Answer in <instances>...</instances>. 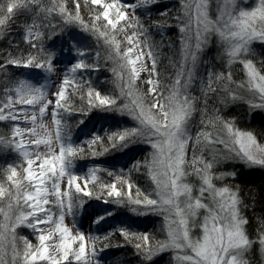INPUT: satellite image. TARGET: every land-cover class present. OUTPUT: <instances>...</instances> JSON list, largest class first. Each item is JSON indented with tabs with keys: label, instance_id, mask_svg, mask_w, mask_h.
I'll use <instances>...</instances> for the list:
<instances>
[{
	"label": "snow or ice",
	"instance_id": "snow-or-ice-1",
	"mask_svg": "<svg viewBox=\"0 0 264 264\" xmlns=\"http://www.w3.org/2000/svg\"><path fill=\"white\" fill-rule=\"evenodd\" d=\"M72 2L74 13L67 9L65 0H50L49 6H43L42 0H8L6 15H0V28L8 24L19 9L31 10L35 6L37 18L58 11L67 23L78 22L98 42L103 41L108 50L107 59L113 64L111 71L117 91L101 93L88 81H76L74 74L78 71L99 68L83 59L67 70L52 93L54 101L48 98L46 84L37 86L27 79L5 82L3 97H0V121L22 118L32 126L12 125V135L19 137V142L0 139V143L13 146L22 157L20 164L0 169V176L6 175L10 182L6 187L0 180V264H92L101 237L90 234L86 238L81 230L72 234L64 221L66 215L75 217L76 208L97 232L131 220L122 208L137 215H162L166 233L162 240L149 233L130 231L128 227L116 229L129 242L135 241L134 247L143 264H154L155 257L169 251L173 252L174 264H249L245 255L257 241L246 233L247 220L240 214L239 197L230 186L215 184L216 180L234 177L235 173L217 174L214 169L232 160L264 167V143L259 142L253 132L238 128L235 118L224 119L215 105L209 112L208 100L212 95L223 93L219 95V103L223 105L229 101H244L249 114L264 112V72L246 58L252 52L253 42L264 43V0H255L247 7L244 6L247 0L244 5L238 0H216L215 18L210 15L211 0H180V14L176 17L182 34L180 59L171 65L175 69L174 76L166 78L158 68V47L151 40L148 27L135 14L138 7L149 8L158 0H137L134 4L121 3V0H90V5L96 7L89 8L92 14L89 23L81 18L80 0ZM84 3L88 5L89 0ZM129 8L131 17L127 14ZM160 16L154 24L162 28L168 24L169 13L164 11ZM212 36L218 38L228 71H209L207 82L200 80L203 106L198 108L201 97L193 95L190 89L197 79L199 55ZM45 37L50 41L47 46ZM75 39L71 34L65 38L57 32L47 15L39 23L33 19L31 24L25 25L24 40L29 49L0 59V72L7 76L8 66H14L54 74L55 64L61 63L58 54ZM76 51L81 57L86 55L82 49ZM236 62L243 65L246 79H233L231 68ZM142 74H146V78ZM165 79L170 82L165 83ZM70 84L73 85L71 93L67 89ZM240 90L251 98L240 95ZM77 94L81 101L79 108L74 107L72 99ZM23 106H30L31 113ZM50 108L54 137L52 129L42 122ZM61 109L79 111L84 116L94 109L116 112L127 115L135 124L112 131L106 137L92 132L89 138L91 130L85 129V149L74 145L70 134L65 133L63 117L59 114ZM197 112L200 119L193 134V118ZM25 137L28 144L35 146L31 151L24 146ZM141 144L149 145L151 152L143 161L133 162L129 178H125L123 171L120 174L108 171V176H114L116 182H102L97 168H90L86 177L72 171L74 158L85 151L95 157L112 151L122 153ZM41 145L47 152L40 151ZM142 169H147L154 185L151 190L145 191L130 179L131 171ZM191 176L199 180L198 185L189 180ZM65 178L66 187L62 190L61 182ZM81 179L83 187L77 182ZM90 183L99 184L103 190L101 195L89 190ZM92 200L101 203H89ZM113 204L117 207L112 208ZM18 226L31 228L38 243L34 245L18 236ZM197 228L201 232L198 237L194 235ZM112 234L106 232L103 238ZM258 242L264 252V231L260 232Z\"/></svg>",
	"mask_w": 264,
	"mask_h": 264
},
{
	"label": "trees",
	"instance_id": "trees-1",
	"mask_svg": "<svg viewBox=\"0 0 264 264\" xmlns=\"http://www.w3.org/2000/svg\"><path fill=\"white\" fill-rule=\"evenodd\" d=\"M213 0H211L210 4ZM66 7L70 12L75 11V5L73 4L72 0H65ZM8 0H0V8L3 9V12H0V15H6V6H7ZM81 3V10L80 15L81 18L85 23H89L91 20V12L89 11L90 7H96L89 4L86 5L84 3V0H80ZM43 6H49L50 0H42ZM174 9H170L168 11L169 16L166 18L168 20V24L165 25L162 28H167V33L164 38H160L156 33H154V30H159L160 27H156L154 22L161 19L160 15H154V14H144L140 13L138 10H135V14L140 17L141 21L145 24L146 27H148L149 30V36L154 44L157 45L158 50L160 52V60L158 68L160 72L163 74V77H169L174 76L175 69L171 66L172 63H178L180 55V51H176V47L170 45V43L174 42V40H169L167 37H170L173 35V33L170 31L171 29L178 28L179 25H175V16H173ZM44 15L48 16V22L55 26L57 32H63L65 30L73 29V30H81L85 36L84 40V46L83 50L88 52V49L91 50L93 47H96V50L100 54L104 53V58L97 60L99 61L103 66L105 62L108 61V50L106 46L102 42H98L96 37L91 35L90 32L85 31L82 26L78 22L74 23H67L64 18H62L59 15V12H54L52 14H41L37 18V10L35 9V6L31 7V10L29 9H19L16 10L15 14L13 15L12 19L0 28V59L7 57L9 53L12 55H20L23 52H26L29 49L28 44H24L22 40L19 39L18 33H22L23 30H25V25L31 24L33 22V19L37 20V23L40 22L41 19H43ZM175 22V23H174ZM23 29V30H22ZM79 29V30H78ZM42 31H47L46 29H42ZM122 37V34H120ZM167 40H166V39ZM45 46L50 44V41L47 40L45 37ZM218 40V38L215 36L211 38L209 41V44L206 46L207 51L205 54V61L200 63L199 68L196 70L197 79L194 81L192 88L190 89L191 93L197 97H201L200 103H198L197 107L200 108L203 106V97L200 92V80L203 79L205 83L207 82V73L209 71L213 72H227L228 68L226 67V57L222 58V48L220 47L219 43L216 46L215 41ZM23 43V45H22ZM22 45V46H21ZM160 45H163L162 48H160ZM21 46V47H20ZM20 47V48H18ZM252 52L247 55V59L253 60V62L256 64L258 68L261 69L262 72H264V43H253L251 45ZM89 63V62H87ZM111 64V62H110ZM198 67V66H197ZM90 71V70H87ZM233 79L236 81H241L246 79L245 73L243 71V65L239 62H236L232 65L231 68ZM112 72V71H111ZM97 74L101 75V78L104 79V83L102 85H99L98 82L90 81L94 79L92 75H88L89 79L88 82L91 83V85L99 90L101 93H113L114 91H117L115 89L114 80L115 77L113 76V73H110L101 70ZM11 68H7V76H5L4 73L0 72V97H3V88L5 86V82L9 80L11 76ZM94 75V74H93ZM146 78V76H144ZM84 80H87V77L84 78ZM80 81V79L78 80ZM99 81V80H98ZM68 92L71 93L73 89V85L70 84L67 87ZM240 95H243L245 98L247 97L246 92L243 90L239 91ZM219 95H223V93H220L218 95H212L210 99L208 100V110L211 112L213 105H215L216 108L219 109L220 115L224 117V119H230L235 118L236 126L242 130H247L253 132L256 137L258 138L259 142L264 143V112L256 111L254 114H249V107L248 104L244 101H237L235 103H232L229 101L227 105H223L219 103ZM73 104L75 108H79L81 106V101L79 94L72 97ZM123 101H121L122 103ZM86 103V101H85ZM98 112L99 114H107L111 116V127H107L104 130V137H106L107 134L111 133L112 131H116L117 129H122L125 127H131L134 126L135 122L129 118L127 120L123 121V123L120 122L119 113L111 112H100L99 110L94 109L93 112H90L87 116H90L92 114H96L95 112ZM70 114L68 118V123H65V133L66 134H73L75 132V127L80 124V121L84 119V115L80 113L79 111H73L69 109V111H66ZM65 116V114H64ZM82 116V117H81ZM85 116V117H87ZM200 114L197 112L194 115L193 118V127L192 132L195 134L196 128L199 124ZM75 126V127H74ZM74 127V129H73ZM4 128L0 126V131H3ZM75 143L74 145H76ZM79 145V144H78ZM82 146L87 149L86 144H82ZM189 152H191V149H189ZM118 152L112 151L105 155L100 156H92L90 152L85 151L84 154L77 156L74 158V162L80 163L83 160H86L87 162L94 163L95 165H100V172L98 173V176L100 177V181L102 182H116L114 176H108V171H111L109 167L111 166L112 162L115 161V157L118 156ZM106 160H108L106 162ZM237 168L235 173V176H232V180L228 181L226 178L223 180H216L215 184L218 187H223L225 185L230 186L233 191H235L239 197L240 204V214L247 220V224L244 226L246 233L248 237L253 240L257 241L252 245V248L250 251L246 253L245 259L249 262V264H262L261 259L259 258L260 255V244L258 242V236L261 231H264V228H262V225H264V168L261 167H254L249 166L247 164H244L238 160H234ZM229 162V161H228ZM228 162L220 164L217 168L214 169V172L221 173L224 172L223 169H225L223 166H225ZM9 165H15L13 163H5L4 165H0V169H7ZM114 166H118L116 163L113 164ZM120 174V173H116ZM147 169H142L140 172H135L134 170L130 173V179L138 184L142 189L145 191H148L147 187L149 184V178H147ZM125 178H129V172L124 174ZM231 177V176H230ZM0 180H3L5 183V186H8L10 182H7L6 175L0 176ZM189 180L193 184H198L199 180L195 176L189 177ZM118 183V182H117ZM89 190L94 191L95 195H101L102 189L99 187V184H89ZM104 194L106 195V191H104ZM86 201H88L87 197H84ZM98 202L100 201H89V203ZM112 206V205H111ZM117 207V206H116ZM113 208V207H112ZM2 219V217H0ZM159 224H163V220L161 218H158ZM155 230L152 228L148 231H141L139 233H149L150 235L154 236L157 240L164 239V232H161V229L158 230V224L154 226ZM196 233V232H195ZM104 237V236H103ZM101 237L99 241H97V247L96 252L97 254L101 250H106L114 247L121 248V253L116 258H94V261L99 264H143L142 257L137 253L136 248L134 247L135 241L129 242L126 240L123 236L119 234V232H114L109 238L104 239ZM107 244L108 247H104V245ZM172 258L169 257V252L163 253L162 255H158L154 258V264H171Z\"/></svg>",
	"mask_w": 264,
	"mask_h": 264
},
{
	"label": "rangeland",
	"instance_id": "rangeland-1",
	"mask_svg": "<svg viewBox=\"0 0 264 264\" xmlns=\"http://www.w3.org/2000/svg\"><path fill=\"white\" fill-rule=\"evenodd\" d=\"M105 2H111V0H105ZM238 2L241 5H244V0H238ZM121 3H128V4H134L137 3V0H121ZM255 3V0H247V5L244 6H250L252 4ZM174 9L173 12V16H175L174 20L175 22L176 17L178 14H180V0H158V3L150 5L149 8H143V7H138L136 10H138L140 13H144V14H154V15H160L161 12L164 11H169V10ZM127 14L129 17L132 16V9H128L127 10ZM210 15L215 18L216 15V0H213L212 3L210 4ZM174 22V23H175ZM175 25H179L178 22L175 23ZM23 30V29H22ZM79 30V29H78ZM167 28H160L158 31L154 30V33H156L160 38H164L163 36H165V34L167 33ZM173 35L168 38L169 40H174V42L170 43V45H172L173 47H176V51H180V41H181V32L178 28L175 29H171L170 30ZM65 38L71 34L72 36H74L76 39L75 41H71L68 44H66L64 46V48L62 49V54H58V59L61 61V63L59 64H55V71L58 73V81L55 84V88L53 91L49 90L50 87H48V85L51 82V79L53 78L54 74H47L45 73L43 70H37V69H26L23 67H14V66H8L9 68H11V76L9 78V80H11L13 83L17 82L19 79H27L30 82H32L33 84H36L37 86L41 85V84H46L47 85V91H48V98L52 99L54 101V97L53 95H49V92H55L57 90V86L63 81L65 74L67 73V70L71 68L72 64L76 63L78 60L83 59L85 62H89V64H97L99 65V68L97 70H82V71H78L75 75L76 77V81L80 80H84V78L87 76L88 74H93L92 75L94 77V79L90 80L87 77V80L90 81H94V82H98L99 85H102L103 80L101 78V75L97 74L98 71L100 72L101 70H105L107 72L112 73L111 69L113 67V64L109 61L105 62L104 66L97 60H100L102 58H104V53L100 54L98 51L96 50V47H93L92 49V53L91 50L88 49V52L83 50V46H84V40H85V34L79 30H73V29H69V30H65L63 32H61ZM24 36H25V30H23L22 33H18V37L20 40L23 41L24 44L25 40H24ZM214 36H212L213 38ZM87 38V37H86ZM216 38V36H215ZM166 39V38H165ZM167 40V39H166ZM100 42L103 43V41L101 40ZM22 43V45H23ZM218 40L215 41V45H218ZM253 43H257V42H253ZM73 44H75V47H73ZM104 44V43H103ZM21 45V46H22ZM20 46V47H21ZM24 46V45H23ZM163 46V45H162ZM18 47V48H20ZM82 49L86 55H84L83 57L79 56L77 54L76 49ZM207 47L204 48V50L200 53L199 55V60L197 63L196 67L197 69L199 68L200 63H202L203 61H205V54H206V50ZM180 59V58H179ZM55 63V62H54ZM150 66V63H149ZM59 68L60 72L57 71ZM196 69V70H197ZM142 76H146V74H142ZM99 80V81H98ZM68 87V86H67ZM246 99H250V95L246 92ZM17 107H21V106H17ZM23 107H27L29 108V114L31 113V107L30 106H23ZM60 116L63 117V124L65 125V123H68V118L70 116L69 113H67L66 111H64L63 109L60 110ZM65 114V116H64ZM99 114V113H98ZM92 114L90 116L87 117H83L85 121L84 124H78L77 129H75V132L73 134L70 133V137H71V142L73 144L77 143L76 145H82L83 141L85 140V133L83 130L85 129H90L91 131L88 132V137H91L92 132H95L97 134H99L100 136L104 137V130L107 127H111L112 128V124L111 121L112 118L111 116L107 115V114ZM108 117L107 119H97L98 117ZM127 118H129V120H131L130 117H128L127 115H122V118H120V122L123 123V121L127 120ZM40 121L38 120V123ZM49 129H52V134L53 137L55 135V126L52 123V119H51V108L48 110L47 114L45 115V117L43 118L42 121ZM13 124H18L21 128H25V127H31L28 126L27 123H24V120L21 118L20 120L17 121H0V126H2L4 128L3 131H0V139H3L4 141L10 142L15 140L16 142H19V137H14L12 135V125ZM74 129V128H73ZM41 132H43V130H41ZM26 138V137H25ZM25 145V143H24ZM33 147H26L29 151H31ZM40 151L41 152H47V148L44 147L43 145H41L40 147ZM57 151H58V147H57ZM149 152H151V148L149 145L147 144H141V145H137L135 147H133L130 150H126L125 152H118V156L115 157V161L112 162L111 166L109 167V169L112 170H116V169H121L122 171H126L129 172V170L132 168V164L134 161L136 160H140L143 161L146 157H148ZM108 160H106L107 162ZM22 162V157L20 156V154L14 149L13 146H7L5 143H0V165H4L5 163H13L15 165H18ZM116 163L118 166H114L113 164ZM26 166V165H25ZM100 165H95L94 163H78V162H74L73 161V168L72 171L75 174L80 175L81 177H86L88 174V170L90 168H97L100 169L99 167ZM259 167V166H256ZM264 168V167H261ZM20 169H18L19 171ZM100 172V170L97 172ZM136 172V171H135ZM148 178V177H147ZM78 183L81 184V187H83L84 184V180L81 179L79 181H77ZM91 184V183H90ZM199 184V183H198ZM197 184V185H198ZM7 187V186H6ZM66 187V178L61 182V188L62 190ZM154 187V185L151 182V179L149 178V184L147 189L151 190ZM94 204H100L95 202ZM113 208H116V205L113 204ZM74 211L76 212L75 217L71 216V215H66L65 217V225L67 227L70 228L72 234H75V232L77 230H81L84 234L85 237L87 238L90 234L91 235H98L100 237L105 236L106 232H113V230L117 229L118 227H128L130 231L133 232H141L139 230H143V231H148L150 229H154V226L156 225V223L158 224V230L161 229V232L163 231V227H164V218L162 215L160 214H156V213H149L147 215H137L135 213H132L130 211H128L127 208H122L121 211L124 212L126 214L127 217H131V220H128L126 225H120L118 226L117 224L114 225V228L109 229V228H105L104 231L101 232H97L95 227L92 225L91 221H87L85 222L82 218V212L80 211L79 208L74 209ZM201 215H203V210H201ZM158 218H161L163 221V224H159L160 222L158 221ZM75 225V226H74ZM43 227V226H41ZM117 232V231H115ZM119 232V231H118ZM196 232V233H195ZM16 233L18 236H22L27 238L29 241H31L34 245L37 244V240H36V236L33 234V230L31 228H28L27 226H18L16 228ZM114 233V232H113ZM165 233V232H164ZM201 234L200 229H194V235L195 236H199ZM166 237V233L164 235V238ZM87 242V240H86ZM75 247V246H74ZM88 251H91V249H88ZM121 248L119 247H114V248H110V249H106V250H101L96 256L99 258H104V259H109V258H116L118 255H120L121 253ZM163 254V253H162ZM160 254V255H162ZM159 255V256H160ZM169 257L172 258L173 257V252L169 251ZM246 257V255H245ZM259 258L261 259V263L264 264V252L261 251L260 249V255ZM98 262V261H97ZM37 264H45V262H37ZM92 264H97L94 259L92 260ZM99 264V263H98ZM171 264H174L173 260L171 262Z\"/></svg>",
	"mask_w": 264,
	"mask_h": 264
},
{
	"label": "bare ground",
	"instance_id": "bare-ground-1",
	"mask_svg": "<svg viewBox=\"0 0 264 264\" xmlns=\"http://www.w3.org/2000/svg\"><path fill=\"white\" fill-rule=\"evenodd\" d=\"M163 46L162 45H160V48H162ZM109 62H111L110 60H108ZM112 63V62H111ZM149 63H150V61H149ZM57 71H59L60 72V70H59V68H58V70ZM99 72V71H98ZM93 74H95V73H93ZM92 74V75H93ZM88 75H91V74H88L87 73V76L86 77H89ZM168 77V76H167ZM169 77H171V76H169ZM166 78V77H165ZM102 80H103V83H104V79L102 78ZM58 81V73L55 71V75L53 76V78L51 79V82H50V84L48 85V87H50L49 88V90H51V91H53L54 90V88H55V84H56V82ZM81 81V80H80ZM83 81H88V80H83ZM170 81L168 80V79H165V83H169ZM99 84V83H98ZM52 93L53 92H49V95H52ZM96 114H98V112L96 111L95 112ZM99 115V114H98ZM119 116L120 117H122V115L121 114H119ZM82 117V116H81ZM111 121V120H110ZM24 123H26L25 121H24ZM28 124V126H32L30 123H27ZM75 127V126H74ZM73 127V128H74ZM27 140H28V138L26 137L25 138V147H33L34 145H30V144H28L27 143ZM81 163H91V162H87L86 160H83V161H81ZM225 169H223L224 170V172L225 173H229V172H235L236 171V168H237V165H236V163H235V161L234 160H232V161H229L225 166H223ZM254 167H256V166H254ZM121 169H116V170H112V172H114V173H121ZM126 173H128V172H126V171H123V174H126ZM148 178H150L148 175H146ZM226 179L228 180V181H231L232 180V176L230 177V176H228V177H226ZM95 202H93L92 204H94ZM98 203V202H97ZM111 207H113V205L111 206ZM118 226H120V225H122V224H117ZM126 225V224H125ZM119 228V227H118ZM117 228V229H118ZM115 231H117L116 229L115 230H113V232H115ZM139 231H143V230H139ZM97 257V256H96ZM95 257V258H96ZM98 258V257H97Z\"/></svg>",
	"mask_w": 264,
	"mask_h": 264
}]
</instances>
